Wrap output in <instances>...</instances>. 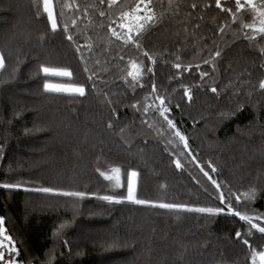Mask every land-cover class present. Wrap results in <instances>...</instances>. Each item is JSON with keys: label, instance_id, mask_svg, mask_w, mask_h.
I'll return each instance as SVG.
<instances>
[{"label": "trees", "instance_id": "obj_1", "mask_svg": "<svg viewBox=\"0 0 264 264\" xmlns=\"http://www.w3.org/2000/svg\"><path fill=\"white\" fill-rule=\"evenodd\" d=\"M134 2L53 0V32L42 0H0V264H252V248L264 250V234L227 211L230 200L264 227V34L243 27L258 24L256 13L237 12L235 0H154L158 21L137 48L110 31ZM131 60L152 72L125 80ZM42 65L72 76L45 77ZM47 80L83 85L85 95L45 91ZM113 167L122 187L100 175ZM131 171L138 199L187 208L101 199L126 196ZM201 207L225 211L188 210Z\"/></svg>", "mask_w": 264, "mask_h": 264}, {"label": "snow or ice", "instance_id": "obj_2", "mask_svg": "<svg viewBox=\"0 0 264 264\" xmlns=\"http://www.w3.org/2000/svg\"><path fill=\"white\" fill-rule=\"evenodd\" d=\"M105 0H100V3H104ZM120 2V0H107L109 8H111L113 5ZM172 0H169V3H171ZM43 3V11L47 14V19L51 24V30L53 32H56L60 28V24L57 21V16L54 11V3L53 0H42ZM215 3L217 7H222L221 0H215ZM154 0H135V2L132 4L131 7H129L127 10L122 11L119 15V23L117 27H111L110 31L111 35L116 37L118 40H123L124 43L132 44L137 48L142 47L139 43V37L142 35V33L146 30L148 26H150L153 23H156L158 21V16L154 8ZM236 5V11L239 12L241 9H244L245 7L249 8L250 10H253L256 13V16L258 17V24L257 23H248L244 24V28L252 29L256 34L262 35L264 34V0H260V3L257 4L256 0H235ZM63 7H73V5L65 4ZM78 7V5H77ZM193 8L196 7L195 4L192 5ZM223 11L232 12V9H223ZM87 12V9L84 10ZM63 13L61 12V15ZM101 16H104L105 13L101 11L99 13ZM162 15V14H161ZM233 17H236V13H232ZM73 24L76 23L75 20L72 21ZM115 23V21H114ZM117 28H119L121 31H118ZM63 29L65 32L68 31V26L64 25ZM223 31V29H221ZM249 39H253L254 37H248ZM67 39L69 41L73 40L72 35H68ZM91 45H89V48ZM78 52L81 50L80 47H77L76 49ZM220 53L217 52L216 55L218 56ZM144 56L148 57L149 59H152L151 56L147 52L143 53ZM81 59H83V56H81ZM179 59V58H178ZM153 63L155 61L153 60ZM205 63H209V61H205ZM5 67L4 64V56L2 53H0V69H3ZM175 68L179 69L181 68V64L177 63L174 65ZM189 68L191 66H188ZM40 71L44 74L45 77L49 76H55V77H71L72 72L69 69L66 68H51L48 66H41ZM84 71H88V69L85 67ZM152 72V68L145 69L143 67L142 63H137L135 60L129 61V70L127 71V76L125 77V80H127V77H131L132 81H138L143 73ZM207 73L202 72L201 77L203 78L206 76ZM88 79H92L91 76L88 77ZM185 87V96L188 97L189 100H191L190 95V89ZM43 88L45 91H51V92H63L68 93L71 95H79L84 96L85 95V87L83 85H64V84H52L48 83L47 81L44 83ZM259 88L264 89V80H261L259 82ZM157 91L155 84L152 85V92L155 93ZM211 91L215 93L217 91L216 88H212ZM151 95V94H150ZM148 97H145V100H147ZM156 99L160 102V107L158 108V111L160 112L161 116L167 121V124L170 128L176 129L174 132V135L179 138L181 142H183L185 148L188 147L187 140L184 135L181 134V132L176 128L175 123L168 118L167 115H165L170 109L165 106V98L156 96ZM135 107V105H133ZM145 112L148 111V107H145ZM111 126V125H109ZM194 159V157H193ZM177 168H181L182 164L180 160L174 161ZM203 171V169H201ZM99 172L100 170L97 169ZM212 171H215V168L212 169ZM111 174H107L105 172H100V175L104 177L105 180L114 181L115 186L117 188L122 187L121 182V169L119 167H113L110 169ZM206 176L208 175L207 172L204 173ZM138 176V173L136 171H131L129 173H126V186H127V195L118 198L114 195H105L101 197V199L109 201V202H115V203H121L124 200L130 201L132 203L138 204V205H152L155 207H160L164 209H175V208H187V206L184 205H176V204H169V203H154L152 201L147 200H141L136 197V178ZM211 179V177H209ZM212 183L216 185L217 188H219V184L215 180H212ZM5 187H17L18 185H4ZM39 191L43 192H51L53 189L50 188H43L39 189ZM66 196H74V197H84L86 194L84 192H65L63 193ZM246 199L252 200L256 196L255 190H252L249 193L244 194ZM221 202L225 201V197L223 193H220V195L217 197ZM240 197L237 196L236 200L239 201ZM189 211H195L199 213H207L210 215H215L217 213H223L225 209L223 207L221 208H212V207H201V208H192L188 209ZM227 211L229 214H234L235 216H238L241 220L246 221L250 225L249 234H251V229H256L259 233L264 234V227L260 226L259 224L252 223L253 217L242 214L239 211H236L231 206V201H228ZM264 217L257 216L256 219H262ZM3 224V218L0 217V225ZM0 232H3V229L0 228ZM237 238H240L243 242V244L248 245L251 248V245L249 244L248 239L243 238V234L241 232H237L236 234ZM6 239H11L10 237H6ZM10 251H14V249H10ZM4 260V253L0 252V261ZM251 260L252 264H257V261L259 264H264V250L257 251L256 249L252 248L251 250ZM5 264H16L15 261L12 259H9L5 262Z\"/></svg>", "mask_w": 264, "mask_h": 264}, {"label": "rangeland", "instance_id": "obj_3", "mask_svg": "<svg viewBox=\"0 0 264 264\" xmlns=\"http://www.w3.org/2000/svg\"><path fill=\"white\" fill-rule=\"evenodd\" d=\"M51 68H56V67H51ZM47 82L48 83H52V84H64V85H69V86L70 85H79V84H74V83H71V82H68V81H63V80H47ZM136 183H137V178H136ZM16 264H24V263H18L17 262Z\"/></svg>", "mask_w": 264, "mask_h": 264}, {"label": "crops", "instance_id": "obj_4", "mask_svg": "<svg viewBox=\"0 0 264 264\" xmlns=\"http://www.w3.org/2000/svg\"><path fill=\"white\" fill-rule=\"evenodd\" d=\"M243 1V0H242Z\"/></svg>", "mask_w": 264, "mask_h": 264}]
</instances>
